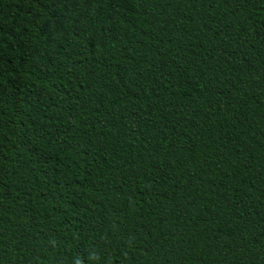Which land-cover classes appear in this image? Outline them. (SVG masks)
<instances>
[{
    "label": "trees",
    "instance_id": "1",
    "mask_svg": "<svg viewBox=\"0 0 264 264\" xmlns=\"http://www.w3.org/2000/svg\"><path fill=\"white\" fill-rule=\"evenodd\" d=\"M0 264H264V0H0Z\"/></svg>",
    "mask_w": 264,
    "mask_h": 264
}]
</instances>
